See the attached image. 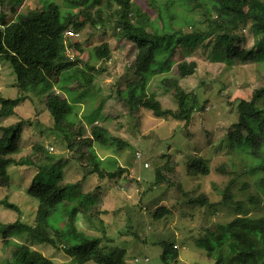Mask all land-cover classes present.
<instances>
[{
	"label": "rangeland",
	"instance_id": "rangeland-1",
	"mask_svg": "<svg viewBox=\"0 0 264 264\" xmlns=\"http://www.w3.org/2000/svg\"><path fill=\"white\" fill-rule=\"evenodd\" d=\"M42 1L24 0L15 14L6 2L0 5V13L5 15L8 23L23 16L32 17L41 8ZM53 1L66 9L65 0ZM133 1L151 20L156 19L159 10H150L145 0ZM158 1L163 7L166 0ZM97 6L90 4L86 8L71 9L73 22L84 19L81 10L89 12L93 18L100 9L102 16V21L93 26L86 23L78 31L68 28L77 34L68 36L69 42L79 47L66 46L69 61L76 62L93 76L89 87L74 91L77 97L84 90L87 94L74 109L76 121L71 129L74 132L67 131L71 138L66 139L54 130L53 120L45 107L46 96L35 91L26 93L27 100L15 109V115L0 117V138L4 128L21 120L26 122L18 151L10 157L16 161L32 157L33 147L40 146L42 150L35 153L34 160H39L44 170L48 163L61 165L62 183L76 185L79 192L90 194L96 200L88 213L91 218L77 217V229L100 238L103 249H124L125 264H163L161 241L174 244L178 251V258L172 264H213L196 241L207 231L215 230L236 216L233 208L222 203L221 193L229 182H233L230 191L234 201L243 203V212L247 216H264V195L259 191L258 180L249 172L250 161L228 139L232 125L237 121V101H250L253 92L264 84V58L248 63L237 60L228 63L220 58L222 46L214 49L213 36L184 45L180 39L182 33L208 30L204 21L207 5L205 0L193 3L190 12L172 6L164 30L155 39L168 44L165 53L174 64L169 72L150 79L146 85L141 82L139 96L147 98L152 93L162 108L175 110L174 92L179 87L186 93L195 92L202 109L196 111L188 123L171 117L156 118L151 111L142 107L134 109L120 98L119 92L125 90L127 83L136 80L132 69L136 48L121 38L114 28L117 16L113 11L117 7L113 1L102 0L100 7ZM157 25L160 28V23ZM232 34L236 47L244 50L252 47L249 24L239 25ZM102 43L109 45L110 55L98 60L94 57V48ZM180 62H194L195 73L180 78L176 70ZM15 83L13 69L0 59V96L14 99L19 94ZM53 91L64 97L56 87ZM257 104L264 108V98ZM96 109L99 110L94 111ZM90 114L96 120L93 125L107 128L112 136L129 146L118 149L89 142ZM80 126L81 134L77 131ZM90 148L98 159L103 160L101 166L106 171L122 168L121 176L109 179L90 173L93 169L87 158ZM193 157L208 164V175L187 174V162ZM108 158L114 159L116 168L112 169V161L107 162ZM37 172L38 169L32 166L8 167L9 185H0L1 224L20 220L34 225L38 202L27 194V190ZM157 173L162 177L159 181ZM202 194L214 205L189 204L190 199ZM3 199L14 204L18 211L1 205ZM162 209L168 212L155 218L154 213ZM15 242L28 245L54 264H76L63 250L38 243L27 234L3 238L1 233L0 264L6 261L20 264L14 256Z\"/></svg>",
	"mask_w": 264,
	"mask_h": 264
},
{
	"label": "trees",
	"instance_id": "trees-1",
	"mask_svg": "<svg viewBox=\"0 0 264 264\" xmlns=\"http://www.w3.org/2000/svg\"><path fill=\"white\" fill-rule=\"evenodd\" d=\"M23 1L0 0V5L9 2L10 11L15 14L16 8ZM112 1L117 7L113 11L117 16L114 26L117 34L136 48L132 64L136 80L127 83L125 90L119 92L120 98L127 105L134 106V109L142 107L151 111L156 118L171 117L188 123L193 114L202 109L195 92L186 93L177 87L174 92L176 109L169 110L162 108L152 93L147 98H141L139 89L141 82L146 85L150 79L169 72L174 64L170 56L165 53V50L168 51V44L155 39L165 28L164 23L169 16L170 8L178 6L185 12H190L193 3L204 0H166L163 7L158 0H145L150 10H159L154 20L137 7L133 0ZM65 2L66 9L53 0H43L41 8L34 16H23L9 23L5 21V15L0 13V59L13 69L15 87L19 93L14 99L0 96V117L15 115V109L27 100L26 93L35 91L40 96H46L45 107L53 120L54 130L68 139L72 135L67 131H72L76 121L74 109L87 94V90H84L77 97L74 91L89 87L93 76L79 67L76 62L69 61L66 46L79 47L69 42L65 31L69 27L78 31L86 23L93 26L102 21L100 9L93 18L89 12L81 10L84 19L80 22L71 20V9L86 8L90 4L100 7L102 0H65ZM205 4L207 10L204 13V21L208 30L182 33L180 39L184 45H191L194 41L213 36L214 49L219 45L222 46L223 55L220 58L228 63L236 60L240 63H248L264 58V0H205ZM241 24H249L251 28L253 45L249 50L234 45L235 36L232 32ZM109 55L107 43L94 48V57L98 60L107 59ZM176 70L180 78H185L195 73L196 64L180 62L176 65ZM54 87L59 93L62 92L64 97L55 93ZM263 98L264 84L253 92L250 101H237L235 107L237 121L232 125L233 130L228 134V139L231 145L247 155L245 159L250 161V171H248L258 180L259 191L264 195V108L257 104ZM97 110L99 109L94 111ZM91 115H88V123L92 125L89 142L118 149L129 146L120 138L112 136L107 128L93 125L96 120ZM25 125L26 122L21 120L3 129L4 134L0 138V185L5 187L9 185L7 169L10 165L32 166L38 169L27 190V194L38 202L35 222L33 226L20 220L8 224L0 223L2 237L27 234L38 243H46L63 250L76 264L87 262L125 264L124 249L118 247L103 249L100 238L89 236L77 229V217L83 215L85 219L91 218L88 213L95 206L96 200L90 194L79 192L76 185L62 183L61 165L48 163L44 170L39 160H34L35 153L42 150L40 146L33 147L32 157L27 156L18 161L10 157L18 151L20 135ZM77 131L80 133L82 127L80 126ZM69 148L71 149V146ZM87 158L93 165L90 173L97 174L99 178H116L124 171L122 168L106 171V168L101 166L103 160L98 159L91 148ZM109 161L110 163L112 161V169L114 166L116 168L114 159L108 158L107 162ZM186 170L189 175L205 176L210 172L208 164L198 157H193L187 162ZM161 178L157 173V181ZM232 184V181L229 182L221 195L222 203L233 208L236 216L230 222L218 225L215 230L207 231L206 235L197 239L196 243L204 250L205 255L213 260V264H264V216H247L243 212V203L233 199L230 191ZM189 204L209 207L214 205L203 194L190 199ZM1 205L18 211L17 207L7 199L1 200ZM167 212L166 209L158 210L154 213V217L161 218ZM160 244L162 263H174L178 258L174 244L166 241H161ZM13 245L14 256L20 264H54L40 252L31 250L28 245L16 242ZM5 264L15 263L6 261Z\"/></svg>",
	"mask_w": 264,
	"mask_h": 264
},
{
	"label": "built area",
	"instance_id": "built-area-1",
	"mask_svg": "<svg viewBox=\"0 0 264 264\" xmlns=\"http://www.w3.org/2000/svg\"><path fill=\"white\" fill-rule=\"evenodd\" d=\"M65 34H66L67 36H74V35H77L76 33H73V32H71V31H69V30H66V31H65Z\"/></svg>",
	"mask_w": 264,
	"mask_h": 264
},
{
	"label": "clouds",
	"instance_id": "clouds-1",
	"mask_svg": "<svg viewBox=\"0 0 264 264\" xmlns=\"http://www.w3.org/2000/svg\"><path fill=\"white\" fill-rule=\"evenodd\" d=\"M66 35V34H65ZM67 36V35H66ZM68 37V36H67Z\"/></svg>",
	"mask_w": 264,
	"mask_h": 264
}]
</instances>
